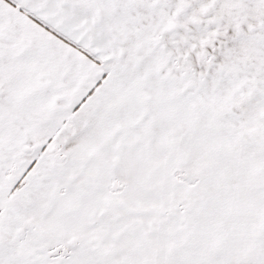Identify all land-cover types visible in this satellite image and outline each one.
<instances>
[{
	"label": "snow or ice",
	"instance_id": "1",
	"mask_svg": "<svg viewBox=\"0 0 264 264\" xmlns=\"http://www.w3.org/2000/svg\"><path fill=\"white\" fill-rule=\"evenodd\" d=\"M0 264H264V0H0Z\"/></svg>",
	"mask_w": 264,
	"mask_h": 264
}]
</instances>
